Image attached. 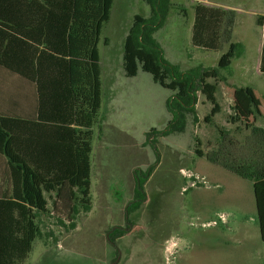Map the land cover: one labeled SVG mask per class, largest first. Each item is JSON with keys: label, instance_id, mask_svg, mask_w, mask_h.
Instances as JSON below:
<instances>
[{"label": "trees", "instance_id": "obj_1", "mask_svg": "<svg viewBox=\"0 0 264 264\" xmlns=\"http://www.w3.org/2000/svg\"><path fill=\"white\" fill-rule=\"evenodd\" d=\"M144 1L151 13L134 15L124 41L123 68L128 77L139 69L149 72L155 82L172 91L167 100L171 118L165 127L146 133L147 143L155 145L160 137L182 132L190 114L198 123L199 92L212 104L203 118L212 124L221 110L216 97L221 85L232 110L228 122L236 128L232 132L218 126L219 140L208 151L195 135L194 151L253 182L264 241V125L257 123L264 119V95L256 87L229 83L222 72L245 52L243 43L231 39L234 12L202 2L194 5L193 45L218 50L223 42L228 49L217 66L198 64L183 70L166 58L155 37L166 22L170 0ZM113 3L0 0V68L29 80L38 95L35 115L0 113V154L6 158L8 183V189L0 191V264H20L28 257L41 235L42 214L50 213L63 227L75 229L79 215L92 209L93 126L101 119L102 103L99 43ZM256 23L264 27V14L257 15ZM259 69L264 74V38ZM66 108L70 115L58 113ZM148 171L135 170L134 196L126 206L127 227L133 223L130 215L146 200ZM127 232L126 227L111 231L109 238L116 248L114 239Z\"/></svg>", "mask_w": 264, "mask_h": 264}, {"label": "rangeland", "instance_id": "obj_2", "mask_svg": "<svg viewBox=\"0 0 264 264\" xmlns=\"http://www.w3.org/2000/svg\"><path fill=\"white\" fill-rule=\"evenodd\" d=\"M211 1L245 8L243 12L229 9L235 16L232 41L243 43L245 52L222 72L264 95V74L259 71L263 33L256 23L257 15L264 13V0H170L166 22L155 33L166 58L183 70L198 64L218 65L228 43L222 42L218 50L191 43L194 5ZM150 13L144 0H114L110 19L102 29L101 66L119 80L129 81L123 84L124 108L108 113L106 122L93 128L91 211L79 215L75 229L63 227L50 213L42 214L38 221L41 235L20 264H264L253 182L194 151L195 135L206 151L217 143L216 125L231 131L236 128L227 121L230 107L222 86L216 97L223 110L212 124L203 120L212 104L199 92L198 123L190 114L182 132L160 137L155 145L145 143L151 126L144 111L150 110V123L156 128L165 127L171 115L161 110L160 96L152 97L147 105L134 101L149 92L144 78L152 75L139 69L137 77L127 79L122 61L124 39L134 15ZM157 84L160 92L172 93ZM257 123L264 125V119ZM151 166L146 200L130 215L133 223L127 227L126 206L134 196L129 187L133 169L146 171ZM125 227L127 234L114 239L116 248L109 235L113 229Z\"/></svg>", "mask_w": 264, "mask_h": 264}, {"label": "crops", "instance_id": "obj_3", "mask_svg": "<svg viewBox=\"0 0 264 264\" xmlns=\"http://www.w3.org/2000/svg\"><path fill=\"white\" fill-rule=\"evenodd\" d=\"M204 4L222 7L224 9H233L234 8V7L231 8L230 5H226L224 3H221L220 1H216V2L211 1L210 3L206 2ZM234 10H237L238 12H243L245 10V8L239 7L237 9L235 7ZM259 14H261V13H259ZM234 26H235V23H234ZM234 26H233V30H234ZM261 30L263 33L262 36L264 38V27H261ZM232 35H233V33H232ZM232 38H233V36H232ZM124 41H125V39H124ZM105 42H107V40H105ZM262 42H263V39H262ZM191 43H192V41H191ZM261 47H262V45H261ZM100 65H101V57H100ZM259 66H260V61H259ZM122 67H123V61H122ZM259 71H260V69H259ZM123 73H124V75H126L124 68H123ZM260 73H262V72L260 71ZM138 75H139V73H137V75H135L131 78L134 79ZM126 77H127V79H130L127 75H126ZM144 79H146V81H147L146 84L148 85L147 89L149 90V92L144 93V95L138 96L136 98V100H134V101L139 105H141V104L147 105L151 102L152 97L157 95V98H158L160 96L159 106H160L161 110L163 112L165 111L167 113V115L170 114V112L167 109V100L171 96V93L169 94L165 91L160 92V90L157 86L158 84H157V82H155L153 77L149 78V77L145 76ZM128 81L129 80H126V79L119 80L117 78V76L114 75V72L109 71L108 69L103 68L101 66V82H102V103H101V109H100V118L101 119L97 124L105 123L108 113L120 111L124 108V106L122 104V100H123L122 98H123V94L125 92L124 91L125 87L123 84H126V82H128ZM228 82L231 84H237V85L239 84L238 82H236L234 80V78L232 76L228 77ZM240 85H247V84L244 83V84H239V86ZM158 92H159V94H158ZM224 98L226 99V102L230 107V100L227 97H225V95H224ZM37 110H38V95H36V93H35L34 85L29 80H26V79H24V78H22L16 74H13L8 70L0 68V113H6V114H12V115L25 117V116L35 115V112ZM222 110H223V106L221 105V110L218 113H216L213 120L216 121L217 116L221 113ZM231 112H232V110L230 108V110L228 112L229 115L231 114ZM58 113L63 114V115H66V114L70 115L71 110H70V108H66L65 111L60 110ZM48 114H50V113H48ZM144 115L146 116V119L149 122L148 126H151V128H156V127H153L154 123H150V122H152L151 118H150V116H151L150 110L144 111ZM170 118H168V119L170 120ZM227 121H228V119H227ZM230 124H232V123H230ZM232 125H234V124H232ZM217 127L218 126L216 125V129H217ZM219 127H221V126H219ZM93 128H94V126H93ZM158 129H161V128H158ZM226 129L230 130V128H226ZM93 131H94V129H93ZM217 131H218V129H217ZM218 140H219V136H218L217 141ZM145 143H147V137H146ZM215 144H213L212 147L215 146ZM156 147H158V146L156 145ZM212 147L210 146L206 151L210 150ZM6 167H7L6 158L2 154H0V191H6L8 189ZM181 168H183V167H181ZM152 169H153V166L150 167V169H149L150 171L148 172L147 181L145 184L146 190H147V183H148V181H150V175H151ZM92 170H93V167H92V156H91V174H92ZM135 170L136 169H133L132 176L130 179V186H129L132 189L133 193H134V189H135ZM179 175L183 179V176L181 174H179Z\"/></svg>", "mask_w": 264, "mask_h": 264}, {"label": "built area", "instance_id": "obj_4", "mask_svg": "<svg viewBox=\"0 0 264 264\" xmlns=\"http://www.w3.org/2000/svg\"><path fill=\"white\" fill-rule=\"evenodd\" d=\"M188 176L193 177V176H195V175H193V174H189ZM197 177H198V176H197ZM195 183H196V182L193 181V182H192V185H195Z\"/></svg>", "mask_w": 264, "mask_h": 264}]
</instances>
